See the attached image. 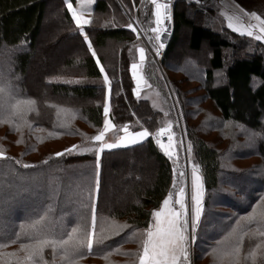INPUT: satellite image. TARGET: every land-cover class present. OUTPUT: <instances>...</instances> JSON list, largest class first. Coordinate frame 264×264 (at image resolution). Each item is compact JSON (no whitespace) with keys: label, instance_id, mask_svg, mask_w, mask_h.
<instances>
[{"label":"trees","instance_id":"obj_1","mask_svg":"<svg viewBox=\"0 0 264 264\" xmlns=\"http://www.w3.org/2000/svg\"><path fill=\"white\" fill-rule=\"evenodd\" d=\"M57 1L56 16L62 30H68L71 41L79 44L59 59L65 70L40 77L28 72L44 28L48 0H0V77L11 82L18 98L36 102L28 113V124L0 122V152L4 153L0 157V225L5 217L11 219L7 229L0 226V245H4L0 252L23 256L20 245L29 243L30 237L20 225L40 216L47 218L50 238L66 236L85 220L91 231L93 203L97 217L93 250L83 248L79 254L66 257L62 249L46 247L40 264H69V260L72 264H129L136 253L132 247L142 249V233L151 211L160 206L173 186V162L152 143L151 136L136 145L105 150L99 164L95 151L53 155L73 144L93 145L90 137L103 128L107 96L109 118L119 129L106 133L108 142L123 134L124 124L132 131L143 126L154 133L166 120L173 121L177 137L176 101L186 141L194 145L193 161L199 163L204 177V211L193 247L195 264H217L212 250L234 228L243 235L240 264H264V251L257 248L264 244V236L259 235L264 232V221L243 219L264 196L263 42L225 26L214 8L207 19L216 16V21L208 20L207 24L198 17L205 14L203 9L175 0L172 35L160 61L171 92L147 53L143 71L149 87L141 88L137 97L132 92L135 83L130 65L137 61V49L144 44L126 27L129 20L122 8L131 13L133 2L138 0H95L85 32L109 76V92L66 0ZM234 1L264 18V0ZM145 2L137 13L148 30L154 18L151 5ZM191 5L196 9L189 11ZM184 31L186 37L180 46ZM107 42H114L116 49L104 53L107 50L101 48H106ZM204 48L199 65L189 55ZM172 53L177 59L172 60ZM192 66L198 76L192 73ZM146 90L154 93L157 105L150 92L144 95ZM128 157L137 160L145 173L135 175L133 171L113 191L106 192L112 177L109 170L122 171ZM142 157L153 159L155 165L144 164ZM24 164L36 167L25 168ZM113 223L129 227L116 228L118 234H113L108 230ZM16 233H21L19 238ZM101 235L108 238L97 246L95 240ZM234 244L235 239L225 241V246ZM7 262L16 264V257H7Z\"/></svg>","mask_w":264,"mask_h":264},{"label":"snow or ice","instance_id":"obj_2","mask_svg":"<svg viewBox=\"0 0 264 264\" xmlns=\"http://www.w3.org/2000/svg\"><path fill=\"white\" fill-rule=\"evenodd\" d=\"M192 2H199V0H192ZM92 3V0H88ZM154 6L151 16L154 18V27H151V35H147L148 42L151 45V50L155 56H159L162 49L166 47L163 37L168 34L169 25L172 20L171 4L168 0H151ZM66 8L74 20L79 34L82 35L83 40L87 44V48L91 52L92 57L96 58L95 63L99 68V72L103 74V83L109 86L110 79L106 73L105 67L101 64L100 59L93 47V44L85 32V26L91 23L90 19L78 13L73 6L71 0H66ZM243 12V9L240 10ZM250 18H254L257 23H249L247 26L240 24L241 17L235 15L228 17V27L240 35H247L249 37L255 36L257 40H264V19H261L255 12L246 13ZM132 31H136L132 23L126 25ZM253 29H258L255 33ZM138 60L131 63L130 72L131 77L135 83L132 92L135 96H140V90L143 85H148V80L143 74V68L147 59L149 49L139 47ZM79 82V81H77ZM35 101L31 99H20L13 88L11 82L0 77V122L15 123L16 121L22 124H28V113L34 110ZM110 103L106 96L103 103V128L98 131L96 135L90 137L93 143L90 147L82 145H70L61 151L55 152V157H62L70 153H86L95 151L97 164H99L100 155L105 150H112L118 147H127L144 142L150 136L154 143L162 151V153L173 162V186L172 190L164 197L160 206L151 211L152 220L148 222V226L143 230L142 249L136 253L138 257V264H189L190 249L189 244L196 238L197 229L201 221L204 211L205 187L204 177L201 174V166L199 163L193 161V147L191 142L185 144L182 138H176L173 131V121L166 120L163 127L157 128L155 133H151L148 128L141 126V130H130L129 124H124L123 134L119 135L115 142H108L105 139L106 133L114 129L119 131L117 126L110 119ZM168 114L165 113V116ZM178 126V121L176 122ZM167 137L166 141L162 137ZM177 149H183L187 153V159L190 164V192L186 188V178L188 173L178 166L179 154ZM4 153L0 152V157ZM20 163V161H16ZM25 168L36 167L35 165L24 164ZM99 182L97 180V188ZM190 196V202H189ZM249 221L260 220L264 221V196L260 197L257 205L253 207L251 213L248 214ZM96 211L95 204H92L91 215V231L89 230V223L85 220L71 229L66 236L60 239L50 238V230L48 221L45 216H40L38 219L32 220L28 224H21L20 228L23 233L30 237L29 243L21 244L20 251L24 255L19 256L16 252H0V260L3 264H8L7 257H16V264H40L43 261V252L46 247H51L54 251L60 248L64 251L66 257L79 254L80 250L87 248L89 251L93 250V232L96 228ZM127 224L117 225L113 223L108 230L113 231V234H118L114 229L121 230L128 228ZM105 229L101 228V233ZM21 233H16L17 238ZM135 235V233H133ZM259 235L264 236V232ZM108 237L101 235L96 238L97 246L104 244ZM235 239V244L228 247L225 246V241ZM15 242V241H13ZM243 242V235L238 233L234 228L232 232L219 241L217 247L212 250L214 256L217 257V264H240V248ZM4 245H0V248ZM257 248L264 251V244H258ZM253 259L255 258V251L251 253ZM47 264V262H44ZM69 264H72L69 260Z\"/></svg>","mask_w":264,"mask_h":264},{"label":"rangeland","instance_id":"obj_3","mask_svg":"<svg viewBox=\"0 0 264 264\" xmlns=\"http://www.w3.org/2000/svg\"><path fill=\"white\" fill-rule=\"evenodd\" d=\"M78 1H81V0H78ZM144 1H146L149 5H151L150 7H151V12H152V4H151L150 0H138L137 3L133 2L131 13L128 12L125 7H123L122 9L126 13L127 18L129 20V23H132L133 27L136 29V31H132V30L131 31L134 33V35L138 39H140L143 42L144 47L149 49L148 53L151 56V59L154 60L155 62H156V59L161 61V56L163 55V52H164L166 47L161 50L159 56H155L154 52L151 50V45L147 39V35L152 34L151 33V27H154V22H153V25L148 30L144 29L140 23V19H139L138 13H137L138 12L137 9L139 8V6ZM185 1L189 2V0H185ZM83 2L85 3V5H87L88 0H83ZM57 3L59 4V2L57 0H48L47 12H46L45 19H44V28L40 34V37H39L38 49L36 50L33 64L31 65V68L28 72L29 76L34 75V76L43 77V75H47V74L49 75L51 73L61 72L62 70H65L64 68H61V64L58 63L59 59H61L63 57V55L66 52H68V50H74L73 48L76 45L78 46V44H79V42L77 40L71 41L72 36L69 35L68 30H66V31L62 30L63 29L62 23L59 21L58 17L56 16V10H59L58 9L59 5H57ZM194 6H196V5H194ZM194 6H192V5L188 6L189 11L194 9L195 8ZM198 6H199L198 8L203 9L205 12L204 15L201 13L202 15L198 16L199 19H200V21H202V22L204 21L207 24H209V21L215 23L216 16H217V17L223 18L224 25L228 27V17H232L235 15H239L241 17L240 24H242L243 26H247L250 22L251 23H257L254 18H250L248 15H246V13H251V12H255V11L252 8H250L248 6L241 5L234 0H206V2L204 0H199ZM213 8L215 10L216 16L215 17H209V19H207V17L210 16L209 15L211 12L210 10H212ZM241 9H243V12L240 11ZM78 12L85 13V8L79 9ZM91 16H92V12L89 15L90 20H91ZM261 19H264V18L261 17ZM153 21H154V19H153ZM145 30H147V35H145ZM216 30H218V28ZM218 31H220V30H218ZM253 31L255 33H258V29H253ZM183 33H185V35L183 34V37L181 39H179L180 43L178 42V45H180V46H182V42H184V36L186 37V31H184ZM171 35H172V32L170 34V30H169L168 34L163 37V41L166 44V46L170 40ZM253 38H255V36H253ZM259 41L263 42V44H264V40H259ZM113 49H116L114 42H107V47L101 48L102 51L107 50L104 53H107V52L110 53L113 51ZM204 50H205V48L202 49L201 51L193 52V54L191 53V55H189V56L195 57L197 59V61L199 62V65H201L203 63L202 54H203ZM175 59H177V56L175 53L174 54L172 53V60H175ZM137 60H138V51H137ZM186 63H188V62H186ZM156 64H157L159 72H160L167 88L169 89V92H171V87H170V84L168 83L167 73H166L165 69L161 66V63H160V67L158 66L159 64L157 62H156ZM187 67H188V65H187ZM192 68H193V66H192ZM72 70H74V69H72ZM192 70H193L192 73L198 76L197 68L194 67ZM143 74H144V71H143ZM173 77L180 78L181 75L180 74H173ZM62 80H64V79H62ZM147 86L149 87V85H143L141 88H143L145 90L144 87L147 88ZM149 92L150 91L146 90L144 95L149 94ZM150 93L152 94V95H150V97L153 100V98L155 97L154 93H152V92H150ZM171 98L173 100L172 95H171ZM153 102L155 105H157L156 97H155V100ZM173 107H174V111H175V116L177 117L178 128H179L178 129L179 135L176 138H178V139L182 138L184 141V144H185V148H186L187 141H186V138L184 136L183 117H182V114L180 113V111L177 107L176 101H174V100H173ZM173 130H175V129H173ZM212 138H213V136H212ZM177 151L179 154L178 166L180 168H183L188 173V177L186 178V188L190 192V164H189V161L187 159V153L183 149H177ZM127 159L128 160H126V162H125L126 163L125 168L122 171H118V173H114L112 168L109 170V174L112 177H111L110 186L109 187L106 186V192H107V189H108V191L110 189L113 191V187L118 185L120 180L121 181L126 180L128 178V176L130 175V173H132L133 171H134L135 175L138 172L139 173H145L144 170L142 169L143 167L140 166L139 163H137V160H133L131 157H128ZM141 160H142V162H144V164H151V165L154 164L155 165V161L151 158L147 159V158L142 157ZM189 202H190V196H189ZM9 220H11L10 216L5 217V220L1 222L0 226H2L4 229H7ZM193 247H194V240H192L191 243L189 244V249H190L189 264H195L194 248ZM132 248L133 249L136 248L135 249L136 253L141 250L139 245L136 247H132ZM191 248H192V250H191ZM136 253H134V256L129 260V264H135V263L137 264L138 263V257L136 255Z\"/></svg>","mask_w":264,"mask_h":264},{"label":"crops","instance_id":"obj_4","mask_svg":"<svg viewBox=\"0 0 264 264\" xmlns=\"http://www.w3.org/2000/svg\"><path fill=\"white\" fill-rule=\"evenodd\" d=\"M71 2L73 3V6L77 9V11H79V9L85 8V13H80V12H78V13H80V14L84 15L85 17L89 18V15L91 14L92 9H93L94 4H95V0H92V3H88L87 2V5H85L83 0H81V1L71 0ZM74 24H75V22H74ZM151 220H152V217H151Z\"/></svg>","mask_w":264,"mask_h":264},{"label":"built area","instance_id":"obj_5","mask_svg":"<svg viewBox=\"0 0 264 264\" xmlns=\"http://www.w3.org/2000/svg\"><path fill=\"white\" fill-rule=\"evenodd\" d=\"M175 0H168V2L171 4V9H172V6H173V2H174ZM150 2H151V0H150ZM153 8H154V6L152 5V11H153ZM163 126H165V125H163ZM163 126H160V127H163ZM159 128V127H158ZM157 130V129H156ZM156 130H155V132H156ZM154 132V133H155ZM162 139H164L165 141H166V139H167V137L165 136V137H162ZM151 140H152V143L155 145V146H157L155 143H154V140H153V138L151 137ZM158 147V146H157Z\"/></svg>","mask_w":264,"mask_h":264},{"label":"water","instance_id":"obj_6","mask_svg":"<svg viewBox=\"0 0 264 264\" xmlns=\"http://www.w3.org/2000/svg\"><path fill=\"white\" fill-rule=\"evenodd\" d=\"M171 13H172V9H171ZM169 30H170V34H171V32H172V20H171L170 25H169ZM156 62L159 64L158 66L160 67V60L156 59ZM191 250H192V248H191Z\"/></svg>","mask_w":264,"mask_h":264},{"label":"bare ground","instance_id":"obj_7","mask_svg":"<svg viewBox=\"0 0 264 264\" xmlns=\"http://www.w3.org/2000/svg\"><path fill=\"white\" fill-rule=\"evenodd\" d=\"M204 1L206 2V0H204ZM189 2L194 4V5H196V6H198V2H192V0H189Z\"/></svg>","mask_w":264,"mask_h":264}]
</instances>
